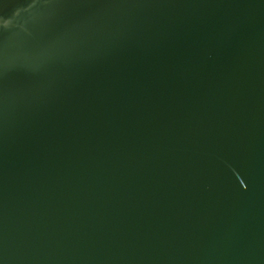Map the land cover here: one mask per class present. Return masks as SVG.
<instances>
[{
    "label": "water",
    "instance_id": "95a60500",
    "mask_svg": "<svg viewBox=\"0 0 264 264\" xmlns=\"http://www.w3.org/2000/svg\"><path fill=\"white\" fill-rule=\"evenodd\" d=\"M0 264H264V0H0Z\"/></svg>",
    "mask_w": 264,
    "mask_h": 264
}]
</instances>
